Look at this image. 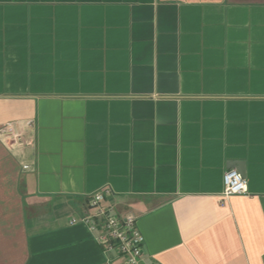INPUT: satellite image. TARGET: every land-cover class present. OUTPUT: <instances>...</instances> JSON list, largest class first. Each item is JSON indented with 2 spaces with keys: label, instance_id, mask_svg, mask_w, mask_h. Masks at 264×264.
I'll list each match as a JSON object with an SVG mask.
<instances>
[{
  "label": "crops",
  "instance_id": "1",
  "mask_svg": "<svg viewBox=\"0 0 264 264\" xmlns=\"http://www.w3.org/2000/svg\"><path fill=\"white\" fill-rule=\"evenodd\" d=\"M8 123L0 264H125L97 209L135 216L147 264H264V0H0Z\"/></svg>",
  "mask_w": 264,
  "mask_h": 264
},
{
  "label": "built area",
  "instance_id": "2",
  "mask_svg": "<svg viewBox=\"0 0 264 264\" xmlns=\"http://www.w3.org/2000/svg\"><path fill=\"white\" fill-rule=\"evenodd\" d=\"M0 135H10L14 139L19 136L12 123L3 126ZM222 181L223 189L220 194L224 199L232 195L247 193V180L236 169L225 170ZM108 194V190L91 193L87 197L89 205L98 207L100 201ZM97 215L102 216L101 220L96 219ZM71 222H75V219H72ZM81 222L96 232L95 239L105 250L116 252L123 258L125 264H147L143 260L144 239L133 214L126 213L122 217H117L107 211L97 209L93 214L84 215Z\"/></svg>",
  "mask_w": 264,
  "mask_h": 264
},
{
  "label": "water",
  "instance_id": "3",
  "mask_svg": "<svg viewBox=\"0 0 264 264\" xmlns=\"http://www.w3.org/2000/svg\"><path fill=\"white\" fill-rule=\"evenodd\" d=\"M235 166H236L235 164H231L230 167H235ZM236 170L244 177V169H243V167H237Z\"/></svg>",
  "mask_w": 264,
  "mask_h": 264
}]
</instances>
